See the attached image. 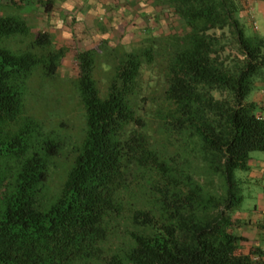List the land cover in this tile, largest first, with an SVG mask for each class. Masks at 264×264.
Instances as JSON below:
<instances>
[{"label": "trees", "instance_id": "trees-1", "mask_svg": "<svg viewBox=\"0 0 264 264\" xmlns=\"http://www.w3.org/2000/svg\"><path fill=\"white\" fill-rule=\"evenodd\" d=\"M162 1L184 31L76 49L56 123L65 46L0 0V264H264L235 219V171L264 152V36L237 0Z\"/></svg>", "mask_w": 264, "mask_h": 264}, {"label": "rangeland", "instance_id": "rangeland-1", "mask_svg": "<svg viewBox=\"0 0 264 264\" xmlns=\"http://www.w3.org/2000/svg\"><path fill=\"white\" fill-rule=\"evenodd\" d=\"M9 1L3 0V4L9 3ZM14 1L18 6L22 5L20 10L9 9L8 6L3 8L1 13H18L34 31L48 32L56 45L65 46L66 55L59 68L57 87L55 88V85L54 88L44 92L51 111L52 106L56 104V98H61L60 96H63L64 93V96L70 93V80L76 74V49H100L102 42L106 40L108 45L113 47L117 54H120L136 47L139 40L146 37L149 32L158 36L174 30L181 32L185 29V26L173 16L162 0H97V4L87 11L88 15L73 14L74 10L78 13L87 8L89 4H86L87 2L84 0H52L51 15L46 14L40 0ZM245 16L248 18L245 21V33L257 35V28L259 30L257 17L253 19V15ZM261 30L260 27V32H262ZM112 59L110 60L112 61ZM58 86H61L60 91L57 90ZM251 98L252 94L249 96V99ZM54 111L47 119L56 123L67 118L72 121L74 111L69 109L64 115L57 112L56 108ZM60 114L61 117H59ZM69 124L71 123L69 122ZM250 156L251 170L248 172L235 171L237 178L251 180V183L245 185V199L242 208L257 204V173L254 172L257 171V159H264V152L254 151ZM262 184L264 185V183Z\"/></svg>", "mask_w": 264, "mask_h": 264}, {"label": "crops", "instance_id": "crops-1", "mask_svg": "<svg viewBox=\"0 0 264 264\" xmlns=\"http://www.w3.org/2000/svg\"><path fill=\"white\" fill-rule=\"evenodd\" d=\"M84 1L87 2L86 4H89L87 8L78 13L74 10L73 14L88 15L87 11L98 2L97 0ZM237 1L241 9L239 13L240 18L243 21H247L248 18L245 15H253V19L257 17V25L259 26V30L257 28V35L264 36V0ZM45 11L47 15L52 14L51 10ZM69 18L71 17L69 16ZM260 27L262 28V32H260ZM251 100L258 105L259 111L264 114V80L257 82ZM254 173H257V204L241 208V211L235 215V219L238 221L237 232L244 238V241L239 243L238 253L250 254L253 260L264 262V185L262 184L264 183V159H257V171Z\"/></svg>", "mask_w": 264, "mask_h": 264}]
</instances>
